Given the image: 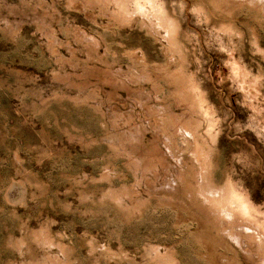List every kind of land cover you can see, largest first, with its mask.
<instances>
[{"label": "rangeland", "instance_id": "obj_1", "mask_svg": "<svg viewBox=\"0 0 264 264\" xmlns=\"http://www.w3.org/2000/svg\"><path fill=\"white\" fill-rule=\"evenodd\" d=\"M0 264H264V0H0Z\"/></svg>", "mask_w": 264, "mask_h": 264}]
</instances>
